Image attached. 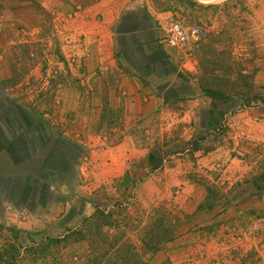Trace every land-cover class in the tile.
I'll list each match as a JSON object with an SVG mask.
<instances>
[{
    "label": "rangeland",
    "instance_id": "obj_1",
    "mask_svg": "<svg viewBox=\"0 0 264 264\" xmlns=\"http://www.w3.org/2000/svg\"><path fill=\"white\" fill-rule=\"evenodd\" d=\"M146 2L151 45L123 39L119 58L152 83L150 110L113 90L125 71L73 0H0V244L16 264H82L102 219L128 264H264V0ZM170 19L205 35L167 48Z\"/></svg>",
    "mask_w": 264,
    "mask_h": 264
},
{
    "label": "crops",
    "instance_id": "obj_2",
    "mask_svg": "<svg viewBox=\"0 0 264 264\" xmlns=\"http://www.w3.org/2000/svg\"><path fill=\"white\" fill-rule=\"evenodd\" d=\"M91 4L90 6L84 5L83 0H73L75 9L82 8L78 13L76 12V20L80 23H92L95 27H87L86 31H95L102 40L101 47L108 55H111V59L104 61L105 68L113 67L116 64V70H118V64L121 65L124 74L118 75V81H115L113 90L117 94L130 96V102L135 104H141L146 109H152L149 107L150 99L144 98L143 88H152L148 85H140V75L137 69L131 67L128 63L121 61L120 56V44L123 39H126V43L134 45L139 48L140 53H147L151 42L145 40L143 37L147 35V32L153 33L152 19L158 20L161 14L154 12L147 4L146 0H86ZM144 10L148 12V15L154 16V18H147V22L139 13H143ZM152 16V17H153ZM156 22V21H155ZM99 39L97 44H100ZM165 46V45H164ZM166 47V46H165ZM113 52V54H112ZM114 55V58L112 57ZM143 69V64H141ZM121 74V73H119ZM146 86V87H144ZM147 93V92H146ZM152 93V90L148 92ZM134 96V97H132ZM132 97V98H131ZM145 103V104H144ZM107 170L103 169V174ZM110 171V170H108ZM111 174V173H110Z\"/></svg>",
    "mask_w": 264,
    "mask_h": 264
},
{
    "label": "trees",
    "instance_id": "obj_3",
    "mask_svg": "<svg viewBox=\"0 0 264 264\" xmlns=\"http://www.w3.org/2000/svg\"><path fill=\"white\" fill-rule=\"evenodd\" d=\"M165 1H171V0H165ZM150 160H152L151 157H150ZM152 167L156 168L157 164L153 165ZM116 222L117 221H111L110 223L114 224V228L119 229L121 225L120 224L117 225ZM105 223H107V221L106 220L104 221V219H102L101 224H100L101 226H98V230L95 231L98 238H94L92 242V243H97V245L93 246L90 243L93 249L90 250L89 248L88 252L85 254V256H83L82 264H101V262L102 264H111L113 262H117V260H119L123 264H128L134 261L139 262V259L135 253L131 252L130 249H127V250L123 249L124 246L127 247L128 244L124 245L126 242L120 241L121 237H118L117 239L113 240L111 243L110 241H108L105 235L107 228L103 227ZM2 229L3 228H0V230ZM79 231H81V229L76 232H79ZM87 233L88 231L84 232V234H87ZM77 236H79V238L77 237V241H83L87 243L89 242V238L87 236H86L87 238H84V235L80 233H77ZM11 239L15 241V243H17L14 237H11ZM143 241L145 245L148 246L149 249L153 250L152 252L156 251V249L158 248V245H160L158 244V242H156V239H155V242L150 240L149 241L150 244L145 239ZM103 248H105L104 252L102 251ZM109 250H113V252L108 255L107 252ZM21 257L22 256L20 255L18 248L14 245L13 242L8 243L7 238L2 240V243L0 244V264H16Z\"/></svg>",
    "mask_w": 264,
    "mask_h": 264
},
{
    "label": "built area",
    "instance_id": "obj_4",
    "mask_svg": "<svg viewBox=\"0 0 264 264\" xmlns=\"http://www.w3.org/2000/svg\"><path fill=\"white\" fill-rule=\"evenodd\" d=\"M162 31L163 43L170 49L184 48L190 43L200 41L205 35V32L201 28H185L179 22L171 19L165 21Z\"/></svg>",
    "mask_w": 264,
    "mask_h": 264
}]
</instances>
